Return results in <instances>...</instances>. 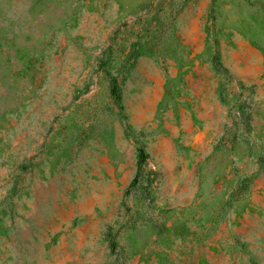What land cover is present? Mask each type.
Masks as SVG:
<instances>
[{"label": "rangeland", "instance_id": "obj_1", "mask_svg": "<svg viewBox=\"0 0 264 264\" xmlns=\"http://www.w3.org/2000/svg\"><path fill=\"white\" fill-rule=\"evenodd\" d=\"M0 264H264V0H0Z\"/></svg>", "mask_w": 264, "mask_h": 264}, {"label": "trees", "instance_id": "obj_2", "mask_svg": "<svg viewBox=\"0 0 264 264\" xmlns=\"http://www.w3.org/2000/svg\"><path fill=\"white\" fill-rule=\"evenodd\" d=\"M214 62H215V65H216L217 69L221 70L222 69L221 64L218 61V58L216 56L214 57ZM148 157H149V155L145 151V149L141 148L139 150L138 158H137L138 173H137V176H136L135 181H134L135 183L138 182L139 177H141V176L143 177L144 166H145V164H146V162L148 160ZM112 248H113L114 251L117 250V243L116 242H112Z\"/></svg>", "mask_w": 264, "mask_h": 264}]
</instances>
